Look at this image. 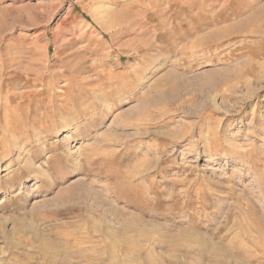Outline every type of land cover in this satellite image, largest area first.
I'll list each match as a JSON object with an SVG mask.
<instances>
[{"label":"rangeland","instance_id":"1","mask_svg":"<svg viewBox=\"0 0 264 264\" xmlns=\"http://www.w3.org/2000/svg\"><path fill=\"white\" fill-rule=\"evenodd\" d=\"M0 264H264V0H0Z\"/></svg>","mask_w":264,"mask_h":264},{"label":"bare ground","instance_id":"2","mask_svg":"<svg viewBox=\"0 0 264 264\" xmlns=\"http://www.w3.org/2000/svg\"><path fill=\"white\" fill-rule=\"evenodd\" d=\"M99 11H101V10H99ZM95 12H97L98 13V10L97 11H95ZM102 13V12H101ZM96 15V14H95ZM97 19V18H96ZM130 19V18H129ZM105 26V25H104ZM105 28V27H104ZM98 199V198H97ZM102 202H104V201H102ZM46 246H47V244H46ZM57 249V248H56Z\"/></svg>","mask_w":264,"mask_h":264}]
</instances>
